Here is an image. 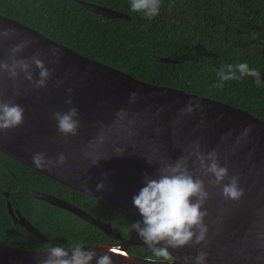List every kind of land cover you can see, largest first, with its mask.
I'll list each match as a JSON object with an SVG mask.
<instances>
[{
  "label": "water",
  "instance_id": "obj_1",
  "mask_svg": "<svg viewBox=\"0 0 264 264\" xmlns=\"http://www.w3.org/2000/svg\"><path fill=\"white\" fill-rule=\"evenodd\" d=\"M79 3L105 19H131L106 7ZM5 29L14 31L3 35ZM17 47L21 50L13 54ZM33 57L51 72L45 87L36 88L23 72L15 79L0 72V101L25 109L22 125L0 132L1 153L70 189L140 217L133 197L145 186V174L156 178L160 167L180 157H187L190 170L199 174L193 155L197 150L204 155L215 151L221 166L229 170L224 183L237 176L244 192L239 200L225 199L222 186H213L207 176L200 175L210 193L202 209L208 213L205 240L169 248L171 261L129 253V247L150 248L133 227L129 238H123L111 223L62 199L33 192L36 199L77 215L119 241L84 245L86 249L108 252L113 264H194L198 251L207 254L205 264H264V121L217 100L142 81L0 15V62L11 63L15 58L31 63ZM152 57L160 63H178L169 57ZM32 69L39 80L40 70L34 64ZM69 99L71 105L66 103ZM190 100L192 111L187 110ZM71 107L79 110L80 127L75 136H64L58 132L53 113ZM117 149L123 154H117ZM36 153L53 161L64 154L67 161L59 167H38L33 163ZM101 182L105 187L97 191ZM8 210L15 225L44 239L10 202ZM45 254L46 250L19 249L0 241V264H39Z\"/></svg>",
  "mask_w": 264,
  "mask_h": 264
},
{
  "label": "trees",
  "instance_id": "obj_2",
  "mask_svg": "<svg viewBox=\"0 0 264 264\" xmlns=\"http://www.w3.org/2000/svg\"><path fill=\"white\" fill-rule=\"evenodd\" d=\"M79 1L105 6L131 19H105L82 7ZM168 0H162V5ZM192 7V0H185ZM200 14L180 20L171 9L153 19L131 10L130 0H0V15L30 26L54 41L93 60L122 70L147 83L177 88L249 111L264 121V38L251 27H264V9L241 0H196ZM252 4V3H251ZM214 9L212 10V8ZM246 11V14L242 12ZM264 37V33H263ZM152 56L169 57L178 63H160ZM246 62L260 73L225 82L214 88L217 71L225 64ZM32 190L69 198L111 222L115 232L126 236L141 217L111 204L76 192L0 152V241L26 250L49 245L71 247L115 241L69 212L33 198ZM10 193L14 209L29 218L48 242L14 225L3 192ZM130 253L152 257V249L133 247Z\"/></svg>",
  "mask_w": 264,
  "mask_h": 264
},
{
  "label": "clouds",
  "instance_id": "obj_3",
  "mask_svg": "<svg viewBox=\"0 0 264 264\" xmlns=\"http://www.w3.org/2000/svg\"><path fill=\"white\" fill-rule=\"evenodd\" d=\"M131 10L140 12L148 19H153L160 14L162 0H130ZM13 29H5L3 35L13 32ZM21 47L14 48L13 54L20 51ZM39 71V80L32 74V65ZM0 72H6L10 79H15L21 72L36 88L46 86L51 72L45 67L43 61L33 57L31 63L25 60L13 58L11 63L0 62ZM218 82L214 88L223 89L225 82L241 80L245 77H254L256 85L262 86L260 73L255 68H250L246 62L237 64H225L216 73ZM135 95V94H133ZM71 105L72 100L66 101ZM199 107V104H195ZM188 111L193 110V101H189ZM79 110L71 107L67 112H55L53 118L57 122L58 132L64 136H75L80 127ZM25 109L13 102L0 101V132H7L23 124ZM197 145V149H198ZM117 154H123V150L117 149ZM199 165V174H193L189 168L188 158L180 157L174 163L160 167L157 177L153 178L145 174V186L133 197V205L139 210L142 220L135 222L132 227L139 237L152 249V257L163 261L172 259L169 248L180 249L189 245H198L205 240L207 226L206 210H202L209 199L205 181L200 175L207 176L208 183L222 186V195L225 199L239 200L243 190L239 187V177L231 176L229 183H224L229 178V170L221 166L215 151L204 155L198 150L193 153ZM67 157L60 154L53 160H46L42 153L33 155V163L38 167L46 164L61 166L65 164ZM149 163H152L148 159ZM98 161L95 162V164ZM104 183L97 185V191L103 190ZM114 251V250H109ZM206 253L198 251L194 258V264H205ZM185 259H188L187 257ZM113 264L112 256L106 252L98 254L95 250L86 249L82 243H73L70 248L49 245L46 254L39 264Z\"/></svg>",
  "mask_w": 264,
  "mask_h": 264
},
{
  "label": "flooded vegetation",
  "instance_id": "obj_4",
  "mask_svg": "<svg viewBox=\"0 0 264 264\" xmlns=\"http://www.w3.org/2000/svg\"><path fill=\"white\" fill-rule=\"evenodd\" d=\"M195 1L196 0H192V7H189V5H188V3L187 2H185V0H168L166 3H164V5H162V11H163V13L164 14H167L168 13V9H171L175 14V16L176 17H179V19L180 20H184V21H188L189 19L187 18L188 17V15L187 14H189V11L186 9V8H188V9H190V10H193L194 11V8H198L199 6H197L196 5V3H195ZM241 1H243V2H245L246 1V3L248 2V0H241ZM250 2L252 3H250V5H254V4H256V6H257V8H259V9H264V0H250ZM99 6H101V5H99ZM102 7H105V6H102ZM107 8V7H106ZM110 9V8H109ZM214 9V7L212 8V10ZM111 10H113V9H111ZM243 14H246V11H243L242 12ZM200 14V10H195L193 13H192V15L193 16H197V15H199ZM126 15V14H125ZM190 22H192V23H196V20H195V18H193L192 17V21L191 20H189ZM251 30H255V31H257V34H258V38L259 39H261V40H263V33H264V27L262 26V25H256V26H254V27H251ZM73 190V189H72ZM75 191V190H74ZM33 192H38V193H42V194H46V195H50V196H53V197H56V198H59V199H62V200H64V201H66V202H68V203H70V204H72V205H74L75 207H77V208H79V209H81V210H83V211H85V212H88V213H90L93 217H95L96 219H99V220H101V221H103L99 216H97V214H98V212L96 211V214H94V213H92V212H89L88 210H85V209H83L81 206H79L78 204H77V198L79 197L78 195H74V194H72V193H70V195H69V198L70 199H68V198H64V197H60V196H56V195H54V194H51V193H47V192H44V191H37V190H32L31 192H29V194L33 197V195H32V193ZM77 192V191H76ZM6 193H8V191H5V192H3V194L5 195V197H6V199H7V204H8V202H10V200H9V198H10V193H9V196L7 197L6 196ZM80 193V192H79ZM83 194V193H82ZM88 196V195H87ZM33 198H35V197H33ZM93 198V197H92ZM36 199V198H35ZM95 199V198H94ZM37 200H39V199H37ZM98 200V199H97ZM42 201V200H41ZM101 201V200H100ZM43 202H45V201H43ZM11 203V202H10ZM45 203H47V202H45ZM47 204H49V203H47ZM51 205V204H50ZM52 206H54V205H52ZM55 207H57V206H55ZM59 208V207H58ZM14 209V208H13ZM62 209V208H61ZM64 210V209H63ZM9 211V210H8ZM14 211L15 212H19L22 216H23V214L19 211V210H17V209H14ZM66 211V210H65ZM67 212H69V211H67ZM70 214H72L73 216H75V217H77L78 219H80V220H82L81 218H79L77 215H75V214H73V213H71V212H69ZM134 214V213H133ZM136 215V214H135ZM138 216V215H137ZM23 217H25V216H23ZM140 217V216H139ZM25 218H27V217H25ZM142 218V217H141ZM28 219V221L31 223V221L29 220V218H27ZM83 221V220H82ZM138 221H140V220H135L134 221V223L135 222H138ZM85 222V221H84ZM103 222H105V221H103ZM14 223V222H13ZM85 223H87V222H85ZM106 223H111V222H106ZM133 223V224H134ZM32 224V223H31ZM89 224V223H88ZM15 225V224H14ZM33 225V224H32ZM91 225V224H90ZM112 225V224H111ZM19 226V225H18ZM34 226V225H33ZM91 226H93V227H95L94 225H91ZM21 227V226H20ZM35 227V226H34ZM23 228V227H22ZM36 229H37V227H35ZM96 229H98L97 227H95ZM113 228V227H112ZM25 229V228H24ZM132 229V226H131V228L129 229V232L127 233V235L126 236H123L121 233H119V232H115L114 231V229H113V231L115 232V233H117V234H119V235H121V237H123V238H129V233H130V230ZM26 230V229H25ZM39 232H40V230L39 229H37ZM100 232H102L100 229H98ZM29 233V232H28ZM103 233V232H102ZM31 234V233H30ZM40 234L44 237V239H42V238H40V237H38V236H36V237H38L39 239H41V240H44V241H46V242H48V238L46 237V236H44L41 232H40ZM104 234V233H103ZM33 235V234H32ZM35 236V235H34ZM107 236V235H106ZM110 238V237H109ZM112 239V238H111ZM115 242L114 243H119V241H117V240H115V239H113ZM84 246V245H83ZM137 247H140V246H137ZM131 248H133V247H129V253H130V249ZM144 248H147V247H144ZM149 249H151V248H149ZM44 250H46V249H44ZM148 258V257H147ZM153 259H156V258H153ZM171 261V260H170Z\"/></svg>",
  "mask_w": 264,
  "mask_h": 264
}]
</instances>
